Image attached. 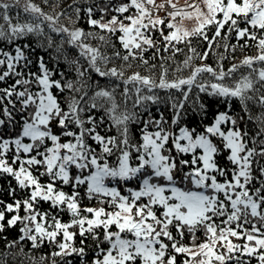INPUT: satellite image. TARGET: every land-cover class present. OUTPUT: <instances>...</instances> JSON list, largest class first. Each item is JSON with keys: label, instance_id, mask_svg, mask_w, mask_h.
<instances>
[{"label": "snow or ice", "instance_id": "obj_1", "mask_svg": "<svg viewBox=\"0 0 264 264\" xmlns=\"http://www.w3.org/2000/svg\"><path fill=\"white\" fill-rule=\"evenodd\" d=\"M59 5L50 14L34 0H0V179L11 178V202L0 198V264H264V0H72L56 12ZM14 8L28 19L14 22ZM82 18L98 31L76 26ZM49 33L60 37L56 63L72 67L73 79L43 56L30 70L31 37L51 49ZM193 39L207 47L198 51ZM181 44L187 54L169 79L167 61ZM253 48L225 70L223 61ZM210 55L217 67L194 64ZM133 68L149 74L126 75ZM185 68L188 76L176 75ZM201 93L225 110L209 120ZM162 100L170 122L151 114ZM189 112L197 126L185 121Z\"/></svg>", "mask_w": 264, "mask_h": 264}, {"label": "trees", "instance_id": "obj_2", "mask_svg": "<svg viewBox=\"0 0 264 264\" xmlns=\"http://www.w3.org/2000/svg\"><path fill=\"white\" fill-rule=\"evenodd\" d=\"M24 2H25V0H20L21 5H23ZM34 2L37 3L38 5H40L45 12H48L50 14L52 13V4L54 3V0H49V5H47V6L43 5L42 0H34ZM71 2H72V0H60V5H59V7L55 8V11L56 12H60L63 8L67 7V4H69ZM94 2L95 3H99L100 6H103L105 0H80V3L82 5H85V6H87V4L94 3ZM120 2H121V0H113V4L114 5H118ZM112 14L113 13H109V15L107 17H105V20L110 18V16ZM10 15L13 17L14 22L16 20H19V22H24L25 20L28 19L27 14L23 13L21 11V9H19V8L12 9ZM160 16L163 17L164 13L161 12ZM94 18L99 19L100 18V13L96 12L94 14ZM60 23L64 24V25H67L68 21H67V19L65 17H61L60 18ZM76 26L83 28L85 31H98V30L92 29L87 24L86 18H82ZM45 31H46V33H48V29L47 28L45 29ZM213 31L214 30H212V29L209 30V37L210 38H211V35H212ZM49 34H51L53 36V41H54L53 48H51V49L47 48L46 42L42 38L38 39L35 36L31 37L32 42H33L32 43V47H33L34 51L31 53V59L33 60V65H32L30 70L31 71H35L36 70L35 61H36V59L38 57L43 56L44 59L46 61H48V67L49 68L59 67L60 70L65 71L66 73H68V78L69 79H73L75 77V71H74V69L72 67H70L68 64L64 63L62 58H61V62L59 63V65H57V63H56L55 57L57 56V53L55 52L54 49H55V46L60 43V37L57 36L55 33H49ZM153 40H154L155 43H157L158 46H161L163 44V41H162V39L160 37V34L158 32L153 34ZM26 42H27V38H24L21 41V43H26ZM89 42L92 43L94 46L97 43L96 41H89ZM231 42L235 43V40H232ZM41 44H44V46L41 47ZM192 46L196 47L198 51H203L207 47V42L193 39ZM179 47H181L183 49V51L177 53L175 55V57H173L172 59L168 60L167 64H166V67H169V79L174 78L173 73H174V70H175V66L177 64L182 63V61L185 59V55L187 54V48L183 44L179 45ZM117 48H119L118 44H117ZM64 49H65V51L68 54L69 60L77 58L78 53H77V51L75 49H70L67 44H64ZM6 50H7V48H6ZM153 51H154L153 49H150L147 53H145V58L149 60L150 64H155L157 66L156 70H155V72L153 74L158 76L159 70H160L159 69V64L161 63V60H160V57L153 58ZM221 51H222V49H221ZM254 54H255V49L254 48L251 49V50L246 49L243 52L238 50L236 52V54H235L236 58L235 59H227V60L223 61V66H224L225 70H227L233 63H238L239 60L242 59L244 55H254ZM160 55L162 57H164L165 59H167L168 57L172 56V53L171 52H163L162 51ZM113 63L114 64H118L119 62H113ZM201 63H206V64L212 65L213 67H217L216 57L214 55H210L209 59L206 60V61H200V60H195L194 61V64H201ZM81 64H84V62L81 61ZM109 66H113V65H109ZM132 71H140L141 74H144V75L149 74L148 72H146L144 70V68H133L129 72H127L126 75H130ZM189 74H190V69L185 68L182 73H177L176 75H182V76L186 77ZM57 78H59V77H57ZM207 79H209L207 74H205L204 77L201 78V80H207ZM9 83H11V81ZM103 83L104 82L101 80V84L102 85H103ZM158 94L162 98L165 97L166 95H168V93H165V92H160ZM195 94H196V89L194 88L193 89L192 98L189 101V105H188L189 107L192 106V100L195 98ZM171 95L175 97V96H178L179 93H177L175 90H173L171 92ZM199 95H200L201 99L205 103L209 104V113H208L209 120L212 118L213 113H215L217 111H224L225 110L224 105L221 104V103L215 102V98L214 97H207V96H205L202 93L199 94ZM119 99H120V97H119V93H118L117 94L118 102H119ZM128 107L131 108V104L130 103H129ZM149 107L151 109L152 116H154L157 119H159L160 118V113H162L163 114V118L166 121L170 122V119H171L172 114H173V110L171 109L170 104L164 103L163 100H162V102L160 104L150 105ZM138 111H143V110L142 109H138ZM233 111L234 112H238V108L236 107L235 104L233 106ZM192 116H193V113L189 112L188 116H186L184 119H185V121L189 122L192 126H197L195 121H192V120L189 119ZM143 118L147 119V116H144ZM17 119H19V116H17ZM198 119H199V117L197 116L196 120H198ZM207 122L208 121H205V123H207ZM130 127H131V131H132V134H133L134 138L139 139V132H140V127L141 126L137 125V126H130ZM98 130L101 131V134H104L103 133V127L101 129H98ZM109 134L110 135L114 134V130L112 132H110ZM10 179H11L10 177L9 178H5V179H0V198L4 199L6 202H11V198H9L8 195H7L8 181ZM12 184H13V186H15V181H12ZM65 191H70V189L65 188ZM24 195H25V193L18 192L17 193V198H22V197H24ZM83 204H89V202L85 200L83 202ZM83 204H82V206H83ZM89 206H94V204H89ZM41 207H42V210H47L49 206L47 204H43ZM21 215H23V212H21ZM59 215H60V218L62 220H64L65 222H68L70 220V215L67 214L66 212H62ZM16 232H18V228L13 230V235H15ZM11 238H12V236H9V239H11ZM77 244H79V240H77ZM0 247H2V245H0ZM27 247L28 246H26V250H27ZM48 250H49L48 247H44L41 250H39L38 252L34 253V255L37 256V258H38L39 256L44 255L45 253H47Z\"/></svg>", "mask_w": 264, "mask_h": 264}, {"label": "rangeland", "instance_id": "obj_3", "mask_svg": "<svg viewBox=\"0 0 264 264\" xmlns=\"http://www.w3.org/2000/svg\"><path fill=\"white\" fill-rule=\"evenodd\" d=\"M162 0H157V3H161ZM176 2L178 3V5H184L185 3V0H176ZM189 2H191V0H189ZM195 24V21H188V20H185L184 21V26L185 27H188V28H191L193 27ZM165 34H167V29L165 30ZM63 222H65L64 220H62Z\"/></svg>", "mask_w": 264, "mask_h": 264}]
</instances>
